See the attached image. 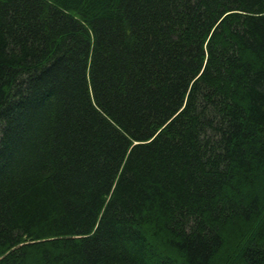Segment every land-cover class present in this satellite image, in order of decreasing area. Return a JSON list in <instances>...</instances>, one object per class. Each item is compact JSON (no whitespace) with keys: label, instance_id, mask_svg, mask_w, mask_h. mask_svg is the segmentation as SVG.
Masks as SVG:
<instances>
[{"label":"trees","instance_id":"trees-1","mask_svg":"<svg viewBox=\"0 0 264 264\" xmlns=\"http://www.w3.org/2000/svg\"><path fill=\"white\" fill-rule=\"evenodd\" d=\"M0 264H264V0H0Z\"/></svg>","mask_w":264,"mask_h":264}]
</instances>
